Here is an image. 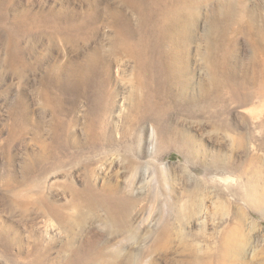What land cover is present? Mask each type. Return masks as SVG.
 I'll return each mask as SVG.
<instances>
[{
	"label": "bare ground",
	"instance_id": "bare-ground-1",
	"mask_svg": "<svg viewBox=\"0 0 264 264\" xmlns=\"http://www.w3.org/2000/svg\"><path fill=\"white\" fill-rule=\"evenodd\" d=\"M100 1L82 0L86 9L76 10L73 17L62 5L58 11L51 9L34 24H26L28 13H23L16 21H10L5 14L0 19V29L6 37L7 64L11 70L17 67L36 70L48 62L50 58L45 55L34 62L29 60L36 44L43 40L51 47L57 41L86 46L101 18L113 29L109 49L97 45L60 65L48 64L42 75L41 94L46 105L53 110L57 122L61 121L62 105L73 104L77 98L87 102L91 115L100 114L99 119L89 118L91 122L86 127L85 141L76 154L111 156L121 149H129L134 125L146 118L154 120L165 131V115L172 109L166 103L170 100H179L181 115L203 120L210 118L215 130L230 131L223 118L230 113L235 94L249 83L257 84L258 91L264 89V19H261L264 6H258L255 11L250 0H220L211 10L213 0H194L197 14L193 15L188 0H115L118 6L114 10L111 4L100 8ZM183 3L185 6H182ZM197 28L199 32L195 33ZM241 33L250 35L254 51L246 66L243 63L234 64L232 56L236 36ZM31 38L33 44L23 47L26 39ZM189 40L198 42L195 59L190 57ZM115 54L127 59V63L120 64L121 73L132 76L131 88L123 97V103L127 101L129 105L125 115L121 113V103L117 106L114 100L115 92L109 90ZM195 78H198L196 83ZM192 86L193 89L196 87L194 95ZM261 94L257 93L258 105L250 112L253 120L259 121L261 117V113L256 112L260 103L264 105ZM110 116H113L112 119H109ZM120 121L125 123L124 127L119 125ZM59 126L54 129L55 153H68L67 141L59 133L62 124ZM256 128L264 133V121L259 122ZM152 135L153 132L147 141V158L138 177L123 181L124 187L117 184L100 190H87L85 198L91 207L104 213L110 236L122 235L130 229L124 221V208L130 205L128 197L151 190L152 186L159 184L157 180L163 178L158 173L162 171V147L153 151ZM166 137L160 132L161 140L165 141ZM183 138L191 145L188 137ZM253 143L258 151L264 150V137ZM225 149L222 146L209 154H200L199 150L183 153L184 162L194 170L192 190L187 191L184 201L172 194L169 200L171 210L164 212L165 215L148 212L151 215L148 228L158 223L159 219L163 220L159 238L165 241L171 240V217L181 221L194 218L197 221L200 235H195L196 241L189 243L186 234L180 235L182 252L188 255L183 264H249L246 261V246L251 238V228H257L258 223L264 222L263 170L257 158L258 167L254 166V161L250 169L246 160L236 161L225 153ZM46 156L44 153L38 155L39 163L49 164L50 168L55 166L57 159L50 162ZM195 170L200 174H195ZM12 183L6 181L0 185L10 186L9 189H0V198L15 206L22 201V195L14 192ZM209 201L210 205H207ZM35 204L48 220L56 218L69 238L73 219L65 212L60 213L46 196L36 199ZM208 221L211 222L212 232L207 235L204 230L206 222L210 223ZM53 228V223L49 221L44 231L46 237ZM5 232L6 227L1 226V251L13 246L12 242L2 239ZM254 240L257 244L264 243V230ZM44 241L37 243L36 264H146L134 255L122 256L116 249L111 253L96 250L90 242L87 246L91 250H86L85 246L83 249L73 248L69 239L62 244L66 256L54 262L47 256L52 242Z\"/></svg>",
	"mask_w": 264,
	"mask_h": 264
},
{
	"label": "rangeland",
	"instance_id": "rangeland-1",
	"mask_svg": "<svg viewBox=\"0 0 264 264\" xmlns=\"http://www.w3.org/2000/svg\"><path fill=\"white\" fill-rule=\"evenodd\" d=\"M81 1L9 0L7 2L0 0V19L5 14L10 21H16L23 13H28L26 24H34L51 9L58 11L62 5L68 11V15L72 14L73 17L76 10L86 9V5ZM216 1L220 0H213L211 10H214ZM250 1L251 8L255 11L258 6H264L263 0ZM114 2L115 0H102L99 2L100 8H104L105 4H111L114 10L118 6V3ZM188 3L191 14H197L195 1L188 0ZM182 6H185V3ZM261 19H264V14ZM96 27V32H92V39L86 46L80 43L65 44L57 41L51 47L46 40L36 44L34 53L29 57L31 62L43 55L52 59H48V62L46 61L36 70L24 67L11 70L8 67L6 37L0 29V185L11 181L14 192L22 195V201L15 206H11L9 202L0 198V227H6L2 239L13 244L11 249L0 250V264H36V247L41 240H45V243L52 242L49 252L47 250L45 253L48 252L46 254L50 257L49 259L56 262L57 259L66 256L67 253L63 251L62 244L68 239L73 248L83 249L85 246L86 250H91V247L87 246L90 242L96 250L111 253L116 249L122 253V256L131 254L143 259L146 264H183L188 255L187 252H182L180 235L186 234V240L189 243L196 241L195 235L196 237L200 235L197 221L194 218L181 221L171 217L169 223L172 227V236L168 241L159 238L160 224L163 220L159 219L158 223L148 228L151 216L148 212L165 215L164 212L168 213L171 210L169 200L172 194H175L180 201H184L187 191L192 190L194 170H191L189 164L184 162L183 153L188 150H199L200 154H209L224 146L227 155L236 161L246 160L250 169L254 161V166L258 167L257 160H259L264 175V150L258 151L257 145L253 143L260 137L261 139L264 137V133L256 128L259 122L264 121V105L260 103L256 111L261 113L259 121L250 117L251 110L258 105L256 95L262 93L261 95L264 96V89L258 91L257 84L252 83L235 94L230 113L223 118V122L229 124L230 131L215 130L210 118H206L209 122L181 115L178 110L179 100H170L166 103L169 107L172 106L165 115L166 133L154 120L146 118L134 125L129 149H121L111 156L76 154V152L79 153L80 145L82 146L85 141L86 127L91 122L89 118L99 119L100 114L91 115L87 102L77 98L73 104L62 105V113L59 116L61 121L57 122L53 116V110L46 105L41 94V79L48 64L60 65L69 61L74 55L81 56L91 51L97 45H103L105 49H109L113 29L103 18L96 23ZM198 32L197 28L195 33ZM31 40L33 41V38L26 39L22 46L26 48L31 46L33 44ZM188 44L190 57L195 59L198 42L189 40ZM233 50L234 64L242 65L243 63L246 66L254 52L250 35L238 34ZM256 55L259 57L258 53ZM126 60L120 54L113 56L112 82L109 85V90L115 92L114 100L117 106L121 103L122 115L128 112L129 105L127 101L123 103V97L128 94L132 83L131 74H123L120 70L122 69L120 64L127 63ZM192 63L195 64V62ZM197 79H194L195 83ZM195 92L196 87L193 89L192 86V94L194 95ZM186 98L187 96L184 100ZM112 117L110 116L109 119ZM61 124L59 133L65 142L67 141L68 153L59 151L57 155L53 140L54 129ZM119 125L124 127L125 123L120 121ZM152 132L153 151L162 147L160 153L162 171L159 170L158 173L163 175L165 180L159 178L157 180L159 184L156 183L151 190L128 197L130 205L124 208V221L130 229L122 235L110 236L104 213L88 204L85 198L87 190L91 188L100 190L108 185L117 184L124 187L123 181H131L138 177L140 168L147 158V141ZM160 132L167 136L165 141L161 140ZM183 136L188 137L191 145L185 142ZM43 147H45L44 151ZM69 152L72 153L69 154ZM43 153L47 155L48 159H46L50 162L54 158L57 159L56 165L50 168L49 164L43 165L42 162L40 164L38 155ZM2 188L9 189L10 186H0V189ZM42 196H46L60 213L65 212L73 219L74 224L69 238L59 227L56 218L48 220L40 213L35 201ZM210 202L206 204L210 205ZM189 209L191 210V207ZM49 221L53 223L54 228L49 230V237H46L44 231ZM251 229V238L246 246V261L249 264H264V243L257 244L254 240L256 235L263 233L264 222L258 223L257 228ZM204 232L207 235L212 232L211 222L209 224L206 222ZM197 233H199L198 236Z\"/></svg>",
	"mask_w": 264,
	"mask_h": 264
}]
</instances>
